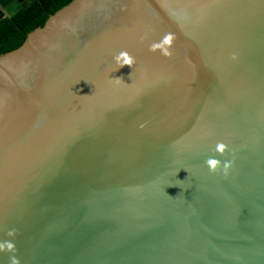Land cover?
Here are the masks:
<instances>
[{
  "label": "water",
  "instance_id": "95a60500",
  "mask_svg": "<svg viewBox=\"0 0 264 264\" xmlns=\"http://www.w3.org/2000/svg\"><path fill=\"white\" fill-rule=\"evenodd\" d=\"M0 264H264V0H73L1 55Z\"/></svg>",
  "mask_w": 264,
  "mask_h": 264
},
{
  "label": "trees",
  "instance_id": "16d2710c",
  "mask_svg": "<svg viewBox=\"0 0 264 264\" xmlns=\"http://www.w3.org/2000/svg\"><path fill=\"white\" fill-rule=\"evenodd\" d=\"M73 0H28L14 16L0 21V56L18 49L29 33L43 27L57 11Z\"/></svg>",
  "mask_w": 264,
  "mask_h": 264
},
{
  "label": "clouds",
  "instance_id": "9594fccd",
  "mask_svg": "<svg viewBox=\"0 0 264 264\" xmlns=\"http://www.w3.org/2000/svg\"><path fill=\"white\" fill-rule=\"evenodd\" d=\"M174 37L171 34L165 35V37L163 38L161 43H152L149 45V49L150 51H156V50H160V52L164 55V56H169L170 52H169V48L172 45ZM113 61L115 63V70L123 67L125 65L129 66L132 68L133 64H134V60L131 57L130 54H128L125 51H121L119 52L117 55H115L113 57ZM117 80H120V78H115ZM224 150V145L223 144H217V151L223 152ZM207 165L209 166V168L211 170H215L219 164V162L217 160H215L214 158H209L206 161ZM228 167L227 163L224 164V168L226 169Z\"/></svg>",
  "mask_w": 264,
  "mask_h": 264
},
{
  "label": "flooded vegetation",
  "instance_id": "af4514ba",
  "mask_svg": "<svg viewBox=\"0 0 264 264\" xmlns=\"http://www.w3.org/2000/svg\"><path fill=\"white\" fill-rule=\"evenodd\" d=\"M26 1H28V0H26ZM26 1H25V2H26ZM12 5H13V4H8V5H7V8H9V7L12 8Z\"/></svg>",
  "mask_w": 264,
  "mask_h": 264
}]
</instances>
